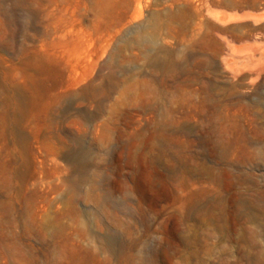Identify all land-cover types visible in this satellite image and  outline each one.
<instances>
[{
  "label": "rangeland",
  "instance_id": "374dc122",
  "mask_svg": "<svg viewBox=\"0 0 264 264\" xmlns=\"http://www.w3.org/2000/svg\"><path fill=\"white\" fill-rule=\"evenodd\" d=\"M198 4L0 0V264H264V23Z\"/></svg>",
  "mask_w": 264,
  "mask_h": 264
},
{
  "label": "bare ground",
  "instance_id": "6f19581e",
  "mask_svg": "<svg viewBox=\"0 0 264 264\" xmlns=\"http://www.w3.org/2000/svg\"><path fill=\"white\" fill-rule=\"evenodd\" d=\"M243 2H244L243 0H235L233 2L234 4L232 3V9L234 11L232 10L233 11L232 13H228V12H225V11H222V10L214 9L215 7H213L211 5L212 3L209 0H199L200 7H198V8H200L199 10L201 12V15H200L201 19H199L200 22L195 23V26L197 24L195 29L202 30L201 27H204L205 24L203 26H201L202 25V21H203V16H204L203 13H204V11L206 12L207 15L210 16V18L215 19L216 21H219L218 23H222V24H227L229 22L233 23V21H235V22L236 21H241L242 22L244 20L247 21L248 19L252 20L254 23H256V25L258 23H262L263 24L264 23V11L263 12H260V11L259 12H254L252 10L248 11V9H247V11H246V9H243L245 11L242 12V13H239L238 9L242 10ZM254 2L255 1L252 0V3L250 5V7L252 9H255ZM145 3H146V1H145ZM141 4H142V0H135V5L133 7L132 14L135 15L136 13L140 12ZM199 4H198V6H199ZM145 7H147V6H145ZM199 10H197V12ZM197 16H199V14H197ZM200 16H199V18H200ZM205 22H206V20H205ZM221 35H222V33H221ZM221 35H219V36H221ZM226 37H228V36H226ZM222 39H226V38L224 36H222ZM224 41H227V40H224ZM257 42H254V43H251V44H247L245 42L246 44L234 48V51L237 54H239V56L242 57L240 60L229 59L231 57H229V58L224 57V56L220 57V61H221V64H222L221 67L223 66L226 69V71H228L231 74L230 76L233 78V81H234V79H238V80H241L242 83H244V84H250L251 85L261 75V71L264 68V44H259L260 42L259 43H257ZM224 54H226V53H224ZM255 82H257V80ZM250 88H252V87H250ZM250 88H248V89H250Z\"/></svg>",
  "mask_w": 264,
  "mask_h": 264
}]
</instances>
